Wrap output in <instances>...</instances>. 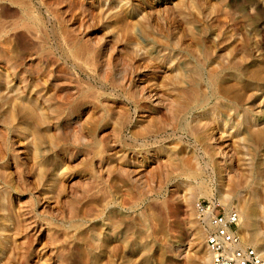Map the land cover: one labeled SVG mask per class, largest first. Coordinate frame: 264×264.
<instances>
[{"label": "rangeland", "instance_id": "1", "mask_svg": "<svg viewBox=\"0 0 264 264\" xmlns=\"http://www.w3.org/2000/svg\"><path fill=\"white\" fill-rule=\"evenodd\" d=\"M197 199L255 249L264 0H0V264H210Z\"/></svg>", "mask_w": 264, "mask_h": 264}, {"label": "built area", "instance_id": "2", "mask_svg": "<svg viewBox=\"0 0 264 264\" xmlns=\"http://www.w3.org/2000/svg\"><path fill=\"white\" fill-rule=\"evenodd\" d=\"M193 211L205 234L210 264H264L260 253L241 242V218L236 206L226 208L213 200L197 199Z\"/></svg>", "mask_w": 264, "mask_h": 264}, {"label": "bare ground", "instance_id": "3", "mask_svg": "<svg viewBox=\"0 0 264 264\" xmlns=\"http://www.w3.org/2000/svg\"><path fill=\"white\" fill-rule=\"evenodd\" d=\"M212 79V78H211ZM199 191H200V189H199ZM245 218H246V221H247V223L249 224V223H251L252 222V215H251V213L247 210V211H245ZM256 236H254V238H255ZM258 239H256L257 241H256V246H255V249L256 248H258V249H260V250H264V235H262L261 237H257Z\"/></svg>", "mask_w": 264, "mask_h": 264}]
</instances>
